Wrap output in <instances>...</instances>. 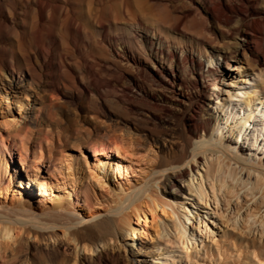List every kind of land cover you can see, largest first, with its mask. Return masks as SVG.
Instances as JSON below:
<instances>
[{"label": "bare ground", "instance_id": "obj_1", "mask_svg": "<svg viewBox=\"0 0 264 264\" xmlns=\"http://www.w3.org/2000/svg\"><path fill=\"white\" fill-rule=\"evenodd\" d=\"M137 1V10L127 1V14L141 25L142 53L136 55L131 48L124 53L139 69L137 92L146 108L145 123L138 133L129 123L125 135L132 139L133 133L138 135L134 141L137 147L154 155L152 174L139 198L115 199L116 208L91 214L90 220L74 215L63 197H57L52 209L41 214L24 207L15 214L0 211V252L7 255V264H107L111 258L122 264L147 263L141 257L146 249L142 241L151 234L148 214L157 225L154 235L158 240L146 252L149 256L159 264H199L203 255H213L208 243L213 241L211 229L201 226L205 217L200 215L192 223L193 211L186 200L202 209L211 207L206 215L210 220L219 215L213 223L225 224L223 236L236 243L243 264H264V12H260L264 11V0H189L200 4L192 6L202 18L191 28H180L179 22L155 15L149 0ZM250 16L255 20L250 22ZM171 31L182 37L171 38ZM226 85L228 88L223 87ZM236 88L241 89L239 95ZM4 91H0V98L10 107L17 92L12 86ZM27 107L29 103L21 101L19 109L26 111ZM104 124H99V133L110 138L112 131ZM175 133L182 138L179 150L167 143ZM123 137L109 144L98 141L96 181L102 187L107 180L116 183L115 175L121 172L123 154L131 146L124 147ZM10 170V162L0 156V174L5 171L6 176ZM41 187L54 186L46 182ZM4 190L0 185V196ZM168 209L172 216L169 220L162 216L158 226V212L167 214ZM186 222L193 224V230Z\"/></svg>", "mask_w": 264, "mask_h": 264}, {"label": "rangeland", "instance_id": "obj_2", "mask_svg": "<svg viewBox=\"0 0 264 264\" xmlns=\"http://www.w3.org/2000/svg\"><path fill=\"white\" fill-rule=\"evenodd\" d=\"M106 1L113 3L106 5ZM127 1L137 10V0H103V2L101 0H0V91L5 92L4 90H9L12 86L17 92L10 107L7 101L0 98L2 103L0 104V156L8 160L11 166L6 176L5 171L0 174V185L5 189L0 196L2 213L15 214L24 207L25 211L31 210L32 213L41 214L52 209L57 197H63L69 202V209L74 215L88 220L91 214L105 213L116 208L115 199L122 196L136 199L141 196L156 159L153 158L152 153L137 147L134 141L139 139L138 135L133 133L134 140L125 135L129 123L134 129L137 128L136 133L141 130L145 123L143 113L146 109L140 102L141 95L138 94L141 93L137 92L139 90L137 85L141 82V79H138L139 69L124 53L125 49L130 50V48V51H135L136 55L142 53L141 25L127 14ZM149 2L155 15L179 22L182 25L180 28H191L194 23L200 24L202 21L201 15L195 12L197 2L195 4H191L189 0H149ZM43 6L45 10L42 9ZM157 8L159 10H156ZM260 12L264 11L260 10ZM250 17V22L255 20L254 17ZM74 23L76 26L73 25ZM136 35L139 38H136ZM168 35L172 36L171 38L182 37L178 32L172 31ZM208 49L211 50L209 46ZM128 67L132 71L129 69L126 73ZM223 87L228 88L227 85ZM130 88L132 90H129ZM240 90L236 88V94L239 95ZM125 92L129 95V97L126 95L128 99ZM23 100L29 103V108L27 107L29 111L26 110L28 114L24 108L19 109ZM236 100L239 102V99ZM132 101L137 103L134 104ZM119 102L122 105L125 102L124 108ZM247 112L249 113V110ZM14 118H17L16 121ZM101 122L111 129H109L112 131L111 135L109 134L110 138H102L100 135L98 126ZM174 135H170L167 139L170 141L167 143L170 147L172 145L171 148L179 150L178 146L182 138L178 133ZM121 136H124L125 148L130 144L133 145V149L131 146L129 148L132 152L128 149V153L121 156L123 164L120 174L115 175L116 183L114 180H107L108 182L102 187L96 181L99 172L95 158V150L100 148L98 141L103 139L109 144ZM111 154L117 157L116 153ZM46 182H52L54 187L42 188L41 185ZM197 182L196 179L195 183ZM22 189H25V192H22ZM208 199L211 200L210 197ZM184 202L188 203L189 210L193 211L192 223L197 222L196 217L200 215L205 217L201 226L203 228L208 226L211 229L209 232L213 244L208 243L213 255L212 257L203 255L199 262L243 264L237 255L236 243L223 236L225 224L220 223L221 221L213 223L219 215H212L215 218L210 220L206 215L211 213V207L202 209L197 205H191L192 201ZM18 203L22 206L17 205ZM167 211L169 212L167 214L158 212L160 215L159 220L157 218L160 222L156 223L158 226L162 223L160 220L162 216H165L163 218L165 220L167 218L169 220V216H172L169 215L170 210ZM151 216L148 214L147 226H149V234L152 235L142 241L146 249L142 252L141 258L147 263L140 264H159L154 256L146 253L158 242L157 235H154L157 225L152 223ZM205 219H208L207 225ZM187 225L193 230V224L187 223ZM161 227L159 230L162 232ZM211 231L216 233L215 236ZM24 238L22 236V242L25 241ZM214 240L218 243L214 244ZM215 247H219L220 249H217L220 251L215 250ZM6 258L7 255L0 252L1 264H7ZM107 264L122 263L111 258Z\"/></svg>", "mask_w": 264, "mask_h": 264}]
</instances>
